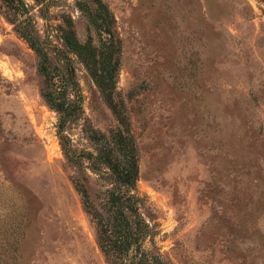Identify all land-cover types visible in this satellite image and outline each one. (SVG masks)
Returning <instances> with one entry per match:
<instances>
[{"label": "rangeland", "instance_id": "374dc122", "mask_svg": "<svg viewBox=\"0 0 264 264\" xmlns=\"http://www.w3.org/2000/svg\"><path fill=\"white\" fill-rule=\"evenodd\" d=\"M64 90L75 154L124 121L146 250L264 264V0H0V264H109L42 97Z\"/></svg>", "mask_w": 264, "mask_h": 264}, {"label": "trees", "instance_id": "16d2710c", "mask_svg": "<svg viewBox=\"0 0 264 264\" xmlns=\"http://www.w3.org/2000/svg\"><path fill=\"white\" fill-rule=\"evenodd\" d=\"M29 47L40 58L39 72L47 73L46 57L35 38L23 35ZM66 91H62L64 95ZM45 102L60 112L58 118V136L66 160L72 164L81 176L72 178V184L82 197L86 213L96 227L99 249L109 264H170L161 254L145 249L142 245L149 235V228L139 212V197L135 194L138 181L137 152L132 138L123 125L105 136L91 127L85 129L87 139L92 144V151H84L77 155L70 150L66 137L62 135L68 122L76 120V112L80 111L73 103H68L65 95L61 100L51 91H42ZM67 144V145H66ZM82 160L86 163L82 162ZM90 171L107 183L108 188L96 197L97 203L90 198L85 183L86 172ZM99 199V200H98Z\"/></svg>", "mask_w": 264, "mask_h": 264}]
</instances>
